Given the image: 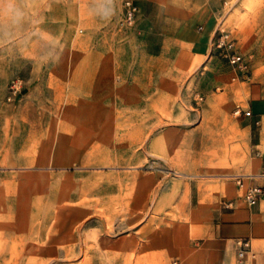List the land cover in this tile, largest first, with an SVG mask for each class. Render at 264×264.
I'll return each mask as SVG.
<instances>
[{"label":"crops","instance_id":"0c3cea01","mask_svg":"<svg viewBox=\"0 0 264 264\" xmlns=\"http://www.w3.org/2000/svg\"><path fill=\"white\" fill-rule=\"evenodd\" d=\"M229 2L137 0L142 21H149L152 10L156 15L160 12L155 39L144 37L151 24L141 21L132 29L139 30L138 34L131 32L120 40L113 30L101 26L99 18L90 26L81 16L73 18L71 11L77 9L67 1L15 0L24 16L13 23L2 10L6 0H0V46L17 50L31 63L18 100L2 101L14 73L5 70L0 76V173H29L37 164L50 173L54 166L69 165L75 157L93 159L104 126L100 110L132 109L126 105L133 103L140 111L161 109L163 96L169 94L163 80L187 78L213 56L219 30L228 31L224 27L236 16L228 12ZM92 5L95 11L98 3ZM121 10L118 0L117 20ZM236 76L233 79L239 80ZM152 79L159 82L149 83ZM131 94L135 97H129ZM232 105L212 104L208 109L207 116L215 114L213 139L209 140L228 148L242 145L233 140L244 130L251 134L257 125V160L244 165L242 153L237 152L240 163L216 168L218 176L210 177L209 182L172 190L177 220L162 234L147 232L138 252L142 264H166L172 258L179 260L177 264H264V194L258 204L249 206L233 178L260 174L264 169L262 88L251 85L247 100L235 103L241 109L240 115L235 111V119L230 118ZM155 139H160L159 134ZM227 150L226 155L232 156ZM254 183L264 186V177H257ZM240 238L249 239L252 245L244 258H239L235 245ZM123 254H132V248L125 247Z\"/></svg>","mask_w":264,"mask_h":264},{"label":"rangeland","instance_id":"374dc122","mask_svg":"<svg viewBox=\"0 0 264 264\" xmlns=\"http://www.w3.org/2000/svg\"><path fill=\"white\" fill-rule=\"evenodd\" d=\"M57 1L75 6L73 18L81 16L86 25L99 18L101 26L120 40L139 33L132 29L142 21L140 15L133 28L118 26V0H111L115 11L108 18L92 9L93 2L109 6L108 0ZM226 7L237 18L234 15L224 28L249 62L248 77L213 51L187 78L163 80L169 94L163 96L161 109L140 111L133 103L126 105L132 109L100 110L104 126L93 159L75 157L50 173L38 164L29 173H0V264H142L138 252L147 232L162 234L177 220L172 190L209 182L218 176L216 168L240 163L237 152L244 165L257 160V125L251 134L244 130L233 140L242 145L228 148L210 141L215 114H206L212 104L233 103L230 118L235 119V103L247 100L251 85L258 84L264 93V0H230ZM152 12L149 21L142 22L151 24L144 37L155 39L160 12ZM27 60L17 50L0 46V76L5 70L14 73L2 101H14L8 100L7 92L14 80L21 78L26 84L31 69ZM235 73L239 80L233 79ZM227 149L232 156L226 155ZM125 247L132 248V254L124 255ZM178 261L172 258L166 264Z\"/></svg>","mask_w":264,"mask_h":264},{"label":"built area","instance_id":"2783aa9c","mask_svg":"<svg viewBox=\"0 0 264 264\" xmlns=\"http://www.w3.org/2000/svg\"><path fill=\"white\" fill-rule=\"evenodd\" d=\"M122 10L118 19V26L123 29L133 27L140 12L137 0H121ZM213 51L222 55L228 63L236 70L241 72L244 78H247L250 72V65L244 54L237 48L236 38L226 30L220 29L213 43ZM236 78H239L237 75ZM24 80L18 78L9 86L8 100H15L23 94ZM237 114H241V109L236 110ZM251 114L250 111L246 112ZM259 124V121L256 122ZM258 155L260 153L258 152ZM257 177H264V169L260 174L235 175L233 178L236 184L243 190L242 197L249 206H255L264 194V186L254 183ZM231 202L227 203L230 206ZM239 258H244L247 252L252 250L251 241L249 239L240 238L235 241Z\"/></svg>","mask_w":264,"mask_h":264},{"label":"clouds","instance_id":"9594fccd","mask_svg":"<svg viewBox=\"0 0 264 264\" xmlns=\"http://www.w3.org/2000/svg\"><path fill=\"white\" fill-rule=\"evenodd\" d=\"M6 7L2 10L8 13L9 18L13 23H19L24 13L23 11L16 5L15 0H6ZM109 6H99L95 11L97 14L101 15L104 18H108L114 14L115 9L111 6V0H108Z\"/></svg>","mask_w":264,"mask_h":264}]
</instances>
